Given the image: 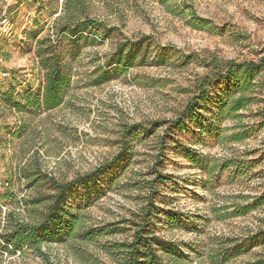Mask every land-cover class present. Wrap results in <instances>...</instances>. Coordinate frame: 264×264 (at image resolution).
Instances as JSON below:
<instances>
[{"label":"rangeland","instance_id":"374dc122","mask_svg":"<svg viewBox=\"0 0 264 264\" xmlns=\"http://www.w3.org/2000/svg\"><path fill=\"white\" fill-rule=\"evenodd\" d=\"M72 1L0 0V15L8 8L12 20V31L0 35V233L9 211L17 219L35 221L45 209L29 201L49 193L47 185L40 191L31 188L20 177V167L38 163L61 181L72 180L112 161L125 146V130L142 124L151 127L150 134L134 130L127 137L126 157L104 169L96 182L76 188L68 200L80 228L104 234L45 245L51 261L125 264L124 244L132 241L147 209L152 210L149 229L182 242L195 264H253L264 258V204L246 215L231 214L232 205L264 197V71L256 80L254 102L237 118L221 114L220 100L233 93V84L222 82L212 89L210 106L202 104L207 126L191 124L182 132L159 126L176 120L196 94L197 81L208 71L198 57H264V0ZM87 19L108 29L75 40L63 34L68 23ZM39 40H51L62 55L69 80L63 103L51 111L18 112L2 96L14 101L42 96ZM126 41L138 53L137 64L97 84ZM236 125L250 136L234 143L229 132L223 140L222 129ZM182 145L218 160L237 155L242 168L220 166L209 173L184 157ZM171 213L181 226L167 219ZM0 264L46 262L30 249L15 254L0 249Z\"/></svg>","mask_w":264,"mask_h":264},{"label":"trees","instance_id":"16d2710c","mask_svg":"<svg viewBox=\"0 0 264 264\" xmlns=\"http://www.w3.org/2000/svg\"><path fill=\"white\" fill-rule=\"evenodd\" d=\"M74 1V0H73ZM72 1V2H73ZM168 3L169 0H159ZM67 5L68 2H67ZM66 5V6H67ZM70 6H77V3L70 2ZM192 10L194 17L199 21H204L196 16L194 8L185 4ZM108 29L106 26L92 19L79 22L76 24L68 23L62 29L63 34L69 36L72 40L78 38L79 34L88 36L92 32ZM131 42L126 41L119 44L115 53V59L106 65L107 68L100 76L97 84L109 82L114 77L115 70L119 68L134 67L138 60V53L135 48L130 46ZM37 58L40 66L45 70V83L42 96L27 95L24 100L14 101L13 97L4 95L2 98L8 103L9 108H17L18 112L27 110H46L51 111L60 107L63 103V92L69 82L64 73L63 58L56 49L51 40H39L37 47ZM203 60L207 73L197 81V90L192 99L188 102L180 116L172 122L159 123V126L168 124V129L184 131L189 125L195 124L204 128L207 123L206 117L201 113L203 105L210 106L208 103L212 89L222 82L233 84L232 94L222 97V113L227 117L237 118L239 111L246 109L254 102V92L257 88L256 80L260 73L264 71V57L259 61L224 59L215 54L209 57H198ZM116 66L112 70L113 66ZM264 88V80H263ZM203 104V105H202ZM134 130L147 134L151 132V127L142 124L128 127L124 132L125 146L110 162L105 163L94 171L80 175L72 180L61 181L54 175L44 171L38 163L25 164L19 168V174L22 180H27L31 188L40 191L43 185H47L49 193L40 192L32 199L30 205L39 207L45 204V209L35 221H23L15 217L13 211H9L5 226L0 233V249L6 253L15 254L23 252L26 249L33 250L45 258L46 264H55L50 257L43 251L45 245L54 243H63L67 238L81 237L84 240H93L104 234L102 229L84 230L80 228V218L71 209L68 208V200L79 186L87 187L91 182H96L102 171L111 165L122 161L127 154L128 136ZM220 132V131H219ZM229 132H232L229 141L239 143L250 136L249 132L236 125L234 128H223L220 136L224 140ZM229 136V135H228ZM184 157L191 161L195 167L207 170L209 173H215L220 166L223 170L235 167L236 170L242 168L239 156L234 155L231 158L222 160L209 157L199 153L192 147L182 145ZM158 178L164 179L163 176ZM260 202H254L246 206L232 205L233 217L246 215L260 205L264 204V197L258 199ZM149 205L156 211L157 207L153 202ZM230 207H226L229 210ZM3 210L0 202V214ZM157 212H155L156 214ZM152 210L147 209L145 212L144 222L138 224L131 242L124 244L126 252L125 264H195L191 260V255L187 253L185 245L182 242L171 241L155 235L154 231L149 229L152 222ZM167 219L176 226L180 225L179 218L175 213L168 215ZM264 233V232H263ZM264 237V235H263ZM245 252L241 250L238 254ZM253 264H264V258Z\"/></svg>","mask_w":264,"mask_h":264},{"label":"built area","instance_id":"2783aa9c","mask_svg":"<svg viewBox=\"0 0 264 264\" xmlns=\"http://www.w3.org/2000/svg\"><path fill=\"white\" fill-rule=\"evenodd\" d=\"M12 31L11 15L6 8L0 15V35L9 34ZM3 76H7V73H3ZM6 210V208H5Z\"/></svg>","mask_w":264,"mask_h":264}]
</instances>
